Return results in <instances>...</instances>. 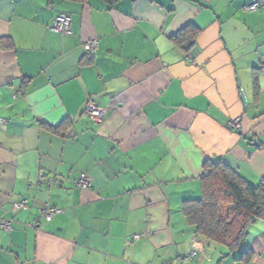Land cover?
Instances as JSON below:
<instances>
[{"label":"crops","instance_id":"0c3cea01","mask_svg":"<svg viewBox=\"0 0 264 264\" xmlns=\"http://www.w3.org/2000/svg\"><path fill=\"white\" fill-rule=\"evenodd\" d=\"M65 13L71 32L51 31ZM189 22L184 52L170 37ZM0 38V264L214 263L218 244L182 205L201 197L207 159L252 185L264 176V0H0ZM224 248L229 264H264V220Z\"/></svg>","mask_w":264,"mask_h":264},{"label":"trees","instance_id":"16d2710c","mask_svg":"<svg viewBox=\"0 0 264 264\" xmlns=\"http://www.w3.org/2000/svg\"><path fill=\"white\" fill-rule=\"evenodd\" d=\"M86 3L88 0H72ZM113 6L118 0H102ZM199 31L189 22L170 39L176 47L188 52ZM11 41L0 38V47L8 48ZM52 130H58L47 126ZM202 195L199 199L185 200L182 212L193 225L197 236L223 245L229 252L240 249L248 228L257 220H264V176L257 185L243 179L221 159H207L202 165ZM250 250L242 251L241 261L250 260Z\"/></svg>","mask_w":264,"mask_h":264},{"label":"built area","instance_id":"2783aa9c","mask_svg":"<svg viewBox=\"0 0 264 264\" xmlns=\"http://www.w3.org/2000/svg\"><path fill=\"white\" fill-rule=\"evenodd\" d=\"M260 6V3L258 2H253L250 3L249 5L245 6V10L248 11H254ZM49 29L51 31L57 32V33H62V34H69L71 32V16L69 14H59L53 18L51 23L49 24ZM83 49L91 54H94L96 50L98 49V40L97 39H90L83 43ZM84 113L88 116H90L92 119L95 121H100L102 119V115L104 113V109L98 105L97 102L94 100L90 99L87 101ZM227 126L230 127L231 129L238 130L240 126V118L235 117L231 118L227 121ZM50 182H54L53 179L49 180ZM76 187L80 189H88L91 187V178L90 176L85 173L81 172L76 181H75ZM13 209L14 210H26L28 208V201L27 198H23L21 200L15 201L13 203ZM57 209H54L52 207H46L45 209H42L40 211L41 216L45 220H50L52 216L54 215L55 212H57ZM0 226L4 230H9L10 229V222L9 221H1ZM141 237L139 234H134L130 237L129 241L132 243L135 240H138ZM198 247V242L196 239H192L191 241V251L188 254V258H194L196 255V248Z\"/></svg>","mask_w":264,"mask_h":264},{"label":"rangeland","instance_id":"374dc122","mask_svg":"<svg viewBox=\"0 0 264 264\" xmlns=\"http://www.w3.org/2000/svg\"><path fill=\"white\" fill-rule=\"evenodd\" d=\"M216 245V244H214ZM216 247H218L219 250H223V251H217V253H215V258L214 259V263H211V264H219L218 261L221 259L222 261L220 262V264H229L230 263V259L232 260L233 258L231 257L232 253H230L229 256H226L224 259H222L220 256H221V252H223L224 254L227 253V251H225V248L224 246H221V245H216ZM230 257V258H229ZM225 261V262H223Z\"/></svg>","mask_w":264,"mask_h":264}]
</instances>
